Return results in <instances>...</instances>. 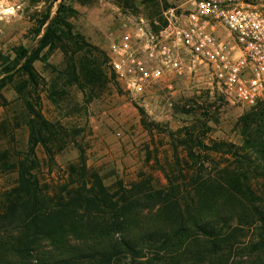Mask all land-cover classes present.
I'll return each mask as SVG.
<instances>
[{
  "label": "rangeland",
  "instance_id": "1",
  "mask_svg": "<svg viewBox=\"0 0 264 264\" xmlns=\"http://www.w3.org/2000/svg\"><path fill=\"white\" fill-rule=\"evenodd\" d=\"M190 6L186 0H24L0 17V193L16 184L31 107L53 126L35 147V171L54 201L74 198L83 179L143 206L148 193L169 182L194 192L191 179L233 167L247 152L255 157L241 127L247 106L229 103L214 84L188 72L172 69L152 82L139 81L134 71L138 62L153 64L167 54L186 58L164 29ZM49 26L60 41L38 49ZM125 35L131 48L121 51ZM32 53L38 55L34 80L25 71ZM215 142L224 145L210 150ZM229 146L238 157L225 151ZM250 175L255 189L264 190L258 169Z\"/></svg>",
  "mask_w": 264,
  "mask_h": 264
},
{
  "label": "trees",
  "instance_id": "2",
  "mask_svg": "<svg viewBox=\"0 0 264 264\" xmlns=\"http://www.w3.org/2000/svg\"><path fill=\"white\" fill-rule=\"evenodd\" d=\"M55 37L49 26L38 49L60 41ZM37 57L25 61L30 80ZM247 108L241 127L255 157L247 152L233 167L191 179L194 192L169 182L140 206L83 179L71 200L47 196L35 171V147L53 126L31 107L16 184L0 193V264H264V190L250 178L254 168L264 179V98ZM223 145L215 142L210 150Z\"/></svg>",
  "mask_w": 264,
  "mask_h": 264
},
{
  "label": "built area",
  "instance_id": "3",
  "mask_svg": "<svg viewBox=\"0 0 264 264\" xmlns=\"http://www.w3.org/2000/svg\"><path fill=\"white\" fill-rule=\"evenodd\" d=\"M24 0H0V17ZM190 8L177 24L164 29L172 35L186 58L167 54L146 65L138 62L135 72L155 82L165 71L188 72L219 88L229 103L254 105L264 98V0H186ZM125 35L119 50L131 48ZM169 49V48H168ZM163 45L161 53H166ZM121 64L114 62L120 69Z\"/></svg>",
  "mask_w": 264,
  "mask_h": 264
}]
</instances>
